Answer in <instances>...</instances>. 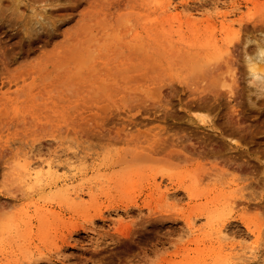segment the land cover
<instances>
[{"label":"rangeland","instance_id":"rangeland-1","mask_svg":"<svg viewBox=\"0 0 264 264\" xmlns=\"http://www.w3.org/2000/svg\"><path fill=\"white\" fill-rule=\"evenodd\" d=\"M263 3L0 0V264H264Z\"/></svg>","mask_w":264,"mask_h":264},{"label":"bare ground","instance_id":"bare-ground-1","mask_svg":"<svg viewBox=\"0 0 264 264\" xmlns=\"http://www.w3.org/2000/svg\"><path fill=\"white\" fill-rule=\"evenodd\" d=\"M154 2H155V1H154ZM156 2H157V0H156ZM263 4H264V3H263ZM253 5H254V4H253ZM263 7H264V6H263ZM169 10H170V9H169ZM163 11H165V10H163ZM165 12H166V11H165ZM206 42H207V41H206ZM227 42H228V41H227ZM229 42H230V41H229ZM230 44H231V42H230ZM258 51H260V49H259ZM261 51H262V50H261ZM222 53H223V52H222ZM229 53H230V51L228 52V48H227V49L225 50V54H226V56H227V54H228V57H230ZM258 53L260 54V55H258V58H259V56H263V55H264V54L261 55L262 52H258ZM220 58H221V57H220ZM208 60H211V59H208ZM256 60H257V56H256V58H255V61H256ZM261 60H263V59H259V60H257V61L255 62V64H257V62H259V61H261ZM226 61H227V59H226ZM263 61H264V60H263ZM250 63H251V62H248V63H246V65H247V64L249 65ZM260 63L263 64V65L260 64V65H261L260 67H259V64H257V65H252V64H250V65H249V69H250L249 71H250V73H251V75L253 76L254 79H258V81H264V62H263V63L260 62ZM230 70L233 71V70L231 69V67H230V69H229V74H230V75H229V80H228V81L230 82V79H231L232 81L230 82V84H231V83H232V84L229 85L228 87H230V86L232 87V86L235 84V83H233V80L235 79V78H234L235 75L233 76L234 73L231 72ZM232 77H233L234 79H233ZM225 81H226V80H225ZM225 81H224V82H225ZM235 82H236V80H235ZM254 82H255V81H254ZM228 84H229V83H228ZM229 93H230V91H229ZM26 159H27V158H26ZM26 159H25V160H26ZM36 164H37V163H36ZM36 164H33V165H30V164L27 165V164H25V165H24V169H25V171L28 172L27 177H31V174H30V171H31V170H34V169L37 168V167H39V168H40V167L43 168V166L36 165ZM44 166H45V165H44ZM46 167H47L48 169H52V167L49 166V165L46 166ZM46 167H45V168H46ZM22 168H23V166H22ZM22 168H21V169H22ZM38 172H39V171H38ZM56 173H57V172H56ZM37 174H38V173H37ZM28 181H29V180H28ZM67 181H68V180H67ZM157 189H158V188H157ZM174 196H175V195H174ZM159 198H160V197H159ZM167 198H168V197H167ZM219 234H220V233H219ZM251 254H252V253H251Z\"/></svg>","mask_w":264,"mask_h":264}]
</instances>
